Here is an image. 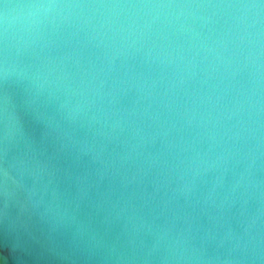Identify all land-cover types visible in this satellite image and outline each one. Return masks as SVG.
<instances>
[{"label":"water","instance_id":"95a60500","mask_svg":"<svg viewBox=\"0 0 264 264\" xmlns=\"http://www.w3.org/2000/svg\"><path fill=\"white\" fill-rule=\"evenodd\" d=\"M0 264H264V0H0Z\"/></svg>","mask_w":264,"mask_h":264}]
</instances>
